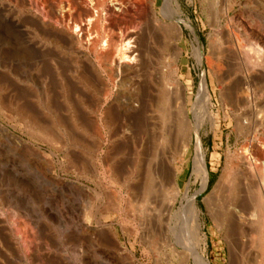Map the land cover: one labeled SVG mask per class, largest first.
<instances>
[{
	"label": "rangeland",
	"instance_id": "obj_1",
	"mask_svg": "<svg viewBox=\"0 0 264 264\" xmlns=\"http://www.w3.org/2000/svg\"><path fill=\"white\" fill-rule=\"evenodd\" d=\"M176 1L178 4H176L174 0H169V2L165 0L105 1L103 5L102 17L104 23L103 26L105 25L106 27H104L107 33H110V35L106 33L108 38L114 40L113 42L115 45L117 43V45H119L121 42H123L122 40L128 39L130 37H133L130 38V40H132V44H134L135 42L137 43V40H141V42H138V44L140 43L139 45L144 47L146 46L150 55L148 54L149 62L140 66H135V63H120L122 64V66L120 68L121 70L119 76L115 74L116 70L114 69L111 75H107L109 72H107L106 75L104 73V76L106 77H103L102 83L105 84H101L100 86L105 85V87L102 86V89V87L99 86V88L96 86L98 82H100L97 77H91L94 75L96 76V74H94L95 70L87 66V63L83 60V51H85L83 53L84 55L86 54V52H90L89 40H87L89 39V37L87 36V34L85 35V32H79L76 41L71 48L72 50L74 49L73 52L70 51V47L68 49L70 42L69 45L68 43L66 44V39H68L67 35H65L66 33L60 31L64 29L62 28L64 26L63 24V26L60 25V27L58 28L61 29H57L58 31L54 30V33H52L53 31H48L51 29L49 24L54 23L56 19H59L58 15L61 18L63 13L66 14V12L63 10L64 8L66 9L65 2H63L62 5L54 0H0V106L4 108L3 111L0 110V125L6 126L10 134L18 136L22 139L23 144H26H20V146L22 147L19 148H23L22 151H24L25 149V151L23 152L24 156H22V154L19 155L22 152L19 149V151L16 152L17 154L15 153L16 155L13 151L10 153L11 155H13L15 163L19 161L16 163V167L14 163V169L21 173H25L23 179H27H20V181H47L49 178L50 180L48 181H51L53 177H56L60 181H80L90 186L89 188L91 191V196H93V190L96 188V184H94L96 183L95 181H105V184L107 186V201L109 202H107L108 210L105 211V215L110 216L107 218V221L109 223L110 234H112L109 237L108 249L111 250L114 245L116 247L119 244L126 248H131L132 246H134L135 264H192L187 253L179 252L180 247L178 248L176 246H173L174 238L172 239V232L170 230L164 229V232L161 236L153 238L149 232L151 230V226L147 227L148 224H146L145 226V224L139 225L137 223L140 218L152 214L151 210H146L148 213L146 214L144 212L146 215L142 214V212H138L144 208L143 204L141 203L142 197L148 198L150 201H153L162 195V193H160L159 189L157 188L156 183L155 187L151 185L150 181L147 182L146 179V174L148 176L150 175L147 171L149 170V172H151L152 169V165L149 167V169L147 167V165L149 166V164H151V162L148 161V157H150L152 148H162L159 144L158 146L157 143L156 145H154L151 141L150 143H148V140L150 138L156 137L154 138V140L157 139L158 143H160V140L163 141L162 145L164 149H168L169 147L171 153L173 154V166L178 174L177 178L180 187L183 188L185 185H187L189 196L190 194L196 192V204L200 210L199 219L201 223V234L202 236L205 235L206 238V246L204 247L201 245L199 247H196V249L199 253L200 251L204 250V252L200 253L204 258L203 260L206 259L205 261L208 264H264V205H262L264 204V0ZM71 3L73 5H71L72 9L70 8V14L72 16L71 18H73L72 20H76L78 22L81 20V23H85L84 18L86 19L85 16L92 6L91 0H72ZM8 4H10V8ZM59 4L62 6H60ZM149 5L153 7L157 18H159L157 22H155L157 27L155 24L149 25L147 23V17L149 15V11H147L149 10V8L147 7ZM35 11L36 13H33ZM29 12L32 13L29 14ZM33 14H35V16ZM36 16L44 17L43 19L45 20V22L49 23L46 24L48 26L43 25L41 21L39 22L40 19H37ZM47 18H49V22L47 21ZM12 20L17 21L18 26L21 25V33L25 34V36L23 37L26 39H32L31 43L27 45H22V41L20 43L19 40L21 37L18 38L20 34L15 33V31H13L11 27ZM172 22H178L180 24L182 32L179 35L176 32L177 30L171 26ZM166 23L168 24V27L167 25L164 26ZM42 25L44 27H42ZM162 26H164L165 30ZM141 28L144 30H142ZM140 29L142 30L141 33L139 31ZM131 30L135 32L129 33L132 32ZM46 32H49V35ZM60 32L62 35L60 34ZM83 33L86 38L84 37V35H82ZM28 34L30 37L26 36ZM40 34H43L44 37L43 35L40 36ZM125 34L128 36V38ZM60 36L61 38L65 39L62 41V39H60ZM136 36H138V38ZM234 36L237 38V41L239 43V50H237V47L233 43ZM46 37L48 39L50 38L49 44L48 40H46ZM55 37H59V42ZM16 38H18V42ZM118 40L119 42H117ZM37 41H39L40 43ZM61 41L64 44H62ZM68 41L69 39L67 40V42ZM34 42H37L36 44H39L36 46ZM82 42L84 45L82 44ZM43 43L46 44V46ZM32 44L35 45L31 46ZM42 44L43 46H41ZM78 44L81 45L79 46ZM198 44L201 47L202 52V56L200 57V59L197 57L195 52L196 48H198ZM39 45L43 47V49L41 47H38ZM44 46L46 48L48 47L47 50L44 49ZM64 46H66V48ZM30 47L33 48L30 50ZM40 48L43 50V52ZM48 49L50 50V52ZM65 49L68 50L66 51ZM37 51H40L39 53L42 55L41 57ZM64 51L66 53L69 51V54H63L65 53ZM36 53L37 56L39 55V58L36 56ZM118 54L119 53H117V56L115 55L114 58L116 61L121 60V56L120 54ZM43 57L44 59L46 57V60H44ZM71 58H75V60ZM49 59L52 60L50 61ZM95 59V65H97L98 59ZM53 60H56V62H54ZM72 60H74L75 62H73ZM55 63L57 64V66ZM125 63H127L126 65L128 66H126ZM84 64L86 65L85 67H88V70L84 67ZM75 65L78 67L77 69ZM69 66H72L71 68L74 70H72L73 72L70 70L71 68ZM134 66L136 68H134ZM51 67L52 70H50ZM95 68L98 69L97 66ZM67 70L71 73H67ZM75 71H77L76 74L78 72L79 73L76 75ZM65 74L68 75L65 77ZM86 74L88 75L87 77ZM90 77L91 79H89ZM65 79L68 80V82H66ZM203 79L206 83V90L205 95L200 94L203 97L202 98L197 92ZM83 81H87V87L86 82L84 83ZM121 81L123 82L122 85L120 84ZM156 81L158 82L156 83ZM69 84L74 87H70ZM82 84H85L83 89L85 92L82 90ZM94 84L95 88H93ZM75 85L78 86L76 87ZM68 86L70 89H68ZM104 88L107 89L108 96H105V99L107 100H104V97L102 95L104 94L103 92L106 91V89L104 90ZM65 89H67L66 91L70 95L66 94L67 92L65 91ZM87 89L89 92L86 93ZM100 89L102 90V93ZM163 90L169 91L170 94L167 92L169 95H166L165 92L164 93L167 97H169L168 101H171H169V104L172 103L170 104L171 106L168 104L166 108H164L163 106L164 103L162 105L160 103L162 102V98H165L166 100V96L163 95L164 93L159 94L160 92H163ZM99 94L101 95L99 96ZM66 95L67 97H65ZM197 96H199V98ZM97 97L98 99H96ZM99 97L102 101L99 100ZM137 99L139 101H137ZM182 100L186 102V113L190 118H194L193 116L196 109L199 110L201 108L200 110H203L202 112L200 111L199 115V118H201L200 120H202V124L198 133L201 141V149L205 156L207 169L201 183L200 178L196 179L191 175L193 156L192 151L194 149L195 135H192V143L188 148H186L185 146V149L184 146H180L179 142L181 141V139H178L177 146H175L176 150H174L173 147L171 148V146H169L170 143H168L167 145V143L164 142L165 139L162 137V134L166 131V128L168 130V127L171 128L173 132V134L171 135L175 136L174 122L177 107L176 103H179L180 101L182 102ZM127 101H130L134 109H131L129 111L128 107L123 105ZM144 101H146L145 104ZM205 101H207L208 103ZM201 104H203V106ZM152 105L154 106V108ZM157 105L159 106V108ZM156 106L157 108L155 109ZM150 108L153 109V111ZM135 109L137 111H135ZM140 109L143 110V114H141ZM120 111L122 112V114ZM7 112L9 115L6 114ZM131 112L133 114H131ZM130 114L132 115V117L130 116ZM164 114H166V116ZM71 115L75 116L72 117ZM151 115H153L152 118H154L153 121H155V127H158V129H161L162 121L160 120H162V117L166 119V125L165 128L162 129L163 131H160V129L158 131V129H156L151 124ZM155 115H160L159 117L157 116V119H161L157 120L155 118ZM34 116L36 117L33 118ZM136 116H138L139 118ZM28 119L30 120V122L27 121ZM33 120H36V122H33ZM23 121H26L29 127L25 124V122L23 123ZM37 122L42 125L40 126ZM33 123H36V125H39L42 128L46 127L45 129L48 130V133L65 135L66 138H68L67 141L74 144L72 145L66 143L67 145L63 146L55 143L57 145L56 146L51 142H47L46 140L44 141L43 139L39 138L40 136L38 134L40 132H34L36 130V127ZM32 125L34 126L31 127ZM64 125L65 127H63ZM139 125H141V127ZM40 127L38 129L39 131L41 129ZM48 128H50V130ZM67 131H69V134H72L69 135ZM186 133V135H188V130L186 131ZM27 134L32 136L28 137ZM77 137L79 139V142ZM157 137L160 140H158ZM70 138H73L74 140H72L74 142H72ZM78 143L81 144L79 145ZM244 148H247V154L248 152L251 153L247 155V160L251 162L250 164L252 166H250V169L248 168L246 170H241L239 174L241 176L237 179V181H239V187L235 198L236 203L234 202L235 208L229 207L228 209L226 205L218 207L214 199H211V201L208 202V204L210 205H207V207L202 199H204L208 191L212 189L225 164H228L230 168L231 166L235 165L236 161H239L238 155L240 154V152H243ZM29 149L31 153H29ZM33 149H35V151ZM182 149L184 151H182ZM186 149L188 150V152H186ZM40 151L42 152L40 153ZM72 151L77 154V158ZM33 152L34 154H32ZM38 153H40L42 156L47 157L46 159L44 158L43 161H45L49 165L48 170L43 169L44 166L41 164V161L39 162V160H41L42 158L41 155H37ZM43 153L45 155H43ZM34 155L37 159L33 158L35 157ZM85 155H89L90 157L88 168L86 173H81L78 172L81 171L79 170V168L82 169L81 164L83 160L81 159V157L85 159ZM19 156L20 158L22 157V159H20ZM37 156H39L40 158ZM17 157L21 161H24L21 162L19 159L16 160ZM74 158L76 159L74 160ZM27 159L31 161L29 162ZM76 161H78L79 163ZM34 162H36L37 165ZM18 163H20L22 167ZM73 164L76 165L74 166ZM54 166H56V168ZM57 166H60L59 170ZM69 166L72 167L70 168ZM108 166L110 168L112 167L114 173H117L119 175L117 176L120 182L118 180L115 181L112 175L108 173ZM17 167L19 170L17 169ZM29 167L31 170H33L32 172L30 169H28ZM25 169L28 172L25 171ZM62 169L65 171H63ZM13 174L11 176L12 178H10L11 180H9L11 181V184H15L14 181H19L14 172ZM43 175H46V178H43ZM144 178L146 179V181ZM0 181H3V177H1V174ZM209 181H211V185L208 187ZM144 182L146 183L144 184ZM246 184L248 185L246 186ZM17 186L19 187L20 185L18 184ZM23 186H20V188H23ZM37 186L32 188L29 187V189L27 186H24V190L27 191V188L30 197L32 196L31 198L33 200L34 197L35 200L37 199L36 202L38 204L34 202L35 200H32V202L33 204H35V208L41 210L42 204L39 202H43V200L45 199L46 191L44 187L40 185ZM144 186H146L147 188L145 187V189L143 190L142 187ZM36 188L41 190H36L37 192H35ZM38 191L41 193H44L42 191H45V193L42 194V196ZM239 191L243 192L241 193ZM257 193L262 196L257 195ZM182 196H184V190L180 194V197ZM237 196L240 197L238 198ZM128 197L130 198V201L127 200L129 199ZM256 198L261 200L262 202H259L258 200L257 202ZM91 199H93V197H91ZM254 200L256 201V204ZM183 202L186 204L185 199ZM151 204L152 202L149 205ZM178 204L179 203L177 202V207L179 206ZM139 206L141 207L139 208ZM255 206L257 207L256 212L254 213ZM212 207L215 210L216 214H219L216 217L214 216V218L213 216H211L213 214L208 213L211 212ZM115 208L116 210H120L119 214L115 213ZM219 208L221 211H218ZM112 209L114 212L112 211ZM235 209H237V211ZM231 210L235 211L232 213ZM250 212L256 214L257 217L251 216L252 214ZM140 214H142V216H140ZM150 217H152V215ZM177 217L170 219V221L168 222L169 227L167 226L168 228H175L177 225H182L186 220L184 214H181L176 220ZM182 218L183 221L179 222L182 220ZM256 218H260L258 220V223L254 222V220L257 221ZM213 220L216 222H214ZM217 221H219L218 224L220 223V227L216 224ZM121 222H123V227L119 225V223ZM190 222H192L191 219L189 220V223ZM42 225L43 231H45L47 226H45L46 224L44 222L42 223ZM39 226V228H41L42 230V226ZM140 226H142L143 228H140ZM253 229L255 230L253 231ZM44 236L50 237V232L44 234ZM113 236L116 238L115 241L114 238H112ZM143 236H146V239L144 237V239L141 240V237ZM117 242H119V244ZM189 246L192 247V245ZM96 248L97 246H95V249ZM110 250H108L107 252V258L108 260H110V263L126 264L124 260H115L114 256L110 253Z\"/></svg>",
	"mask_w": 264,
	"mask_h": 264
},
{
	"label": "bare ground",
	"instance_id": "obj_2",
	"mask_svg": "<svg viewBox=\"0 0 264 264\" xmlns=\"http://www.w3.org/2000/svg\"><path fill=\"white\" fill-rule=\"evenodd\" d=\"M59 2L60 4L63 5V2L66 3V9L64 8L63 10L66 12L62 14L61 18L58 15L59 19H56L54 23H46L45 20L43 19L44 17H39L36 16L37 19H40L39 22L41 21V23L45 26H48L46 24H49V26L51 27L50 30H48L49 32L53 31L52 33H54L55 31H58L60 29H58L60 27V25H62L64 29L60 30L65 32L67 35V38L69 39V41L67 42L68 39H66V44L70 42V45L68 46V49L70 47V49L72 48L73 44L76 41L77 35L79 34V32H85V35L87 34V36L89 37V45H90V52L84 55L83 53L85 51H83L82 56H83V60L84 62L87 63V66L91 67V69L93 68L95 70L94 74H96V76H91L92 78H96L100 81L98 82V84L96 85L97 87H99L101 84H105L102 83L103 82V77L104 73L106 75L107 72H109L107 75H111L113 73V69L116 70V75H120V68L122 66V64L124 62L127 63H135V66H140L142 64H146L147 62H149V51L147 50L146 46H141L138 44V42H141V40H137L138 42L132 44V40H130V37L122 40L123 42H121L119 45H115L114 44V40H112L111 38H108L107 34L110 35V33H107L105 27L103 26V5L105 3L106 0H91V10L89 9L87 15L85 16L86 19L84 18L85 23H81L80 21H76V20H72L73 18H71V14H70V8L72 9V0H54ZM87 1V0H86ZM117 1V0H116ZM167 2H169V0H165ZM177 3L176 0H174ZM38 2V1H37ZM143 2V1H142ZM146 2V1H145ZM148 2V1H147ZM64 3V4H65ZM165 3V2H164ZM28 4V3H27ZM48 4V3H47ZM59 4V5H60ZM143 4V3H142ZM150 4V3H149ZM29 5V4H28ZM35 5V4H34ZM60 5V6H62ZM72 5V6H71ZM81 5V4H80ZM89 5V4H87ZM86 5V7H87ZM147 5V4H145ZM9 8H10V4H8ZM41 6V5H40ZM169 6V5H168ZM174 6V5H173ZM179 6V5H178ZM7 7V6H6ZM147 7V6H146ZM170 7V6H169ZM36 8V7H35ZM80 8V7H79ZM147 8H149V15L147 17V23L150 24H155V22H157V20L159 18H157L153 7L151 5H149ZM171 8V7H170ZM1 9V8H0ZM54 9V8H53ZM61 9V8H60ZM88 9V8H87ZM17 10V9H16ZM62 10V11H63ZM61 11V12H62ZM168 11V10H167ZM173 12V11H172ZM32 12H29V14ZM33 13H36L33 12ZM75 13V12H74ZM83 13V12H82ZM147 13V12H146ZM147 13V14H148ZM177 13V12H176ZM44 14V13H43ZM46 14V13H45ZM86 14V13H85ZM146 14V15H147ZM174 14V13H173ZM7 15V14H6ZM35 16V14H33ZM179 15V14H178ZM32 16V15H31ZM48 16V15H47ZM75 16V14H74ZM172 16V15H171ZM5 17V16H4ZM30 17V16H29ZM51 17V16H49ZM54 17V16H53ZM56 17V18H58ZM173 17V16H172ZM169 18V17H168ZM48 22H49V18H47ZM55 19V18H52ZM76 19V18H75ZM36 20V19H35ZM179 20V19H178ZM11 21V20H10ZM15 21V20H14ZM12 20L11 22V27L13 29V31H15V33H19L20 36H16L18 38H20V43L22 41V45H27L29 43H31L32 39H26L23 36H25V34H22L20 26H18L17 21L14 22ZM31 21V20H30ZM54 21V20H53ZM65 21V23H64ZM139 21V20H138ZM168 21V20H167ZM170 21V20H169ZM173 21V19H172ZM175 21V20H174ZM183 21V20H181ZM78 22V23H77ZM142 22V21H141ZM146 23V22H145ZM146 23V24H147ZM170 23V22H169ZM160 24V23H159ZM188 24V23H187ZM42 25V27H44ZM156 25V24H155ZM168 27V24L166 23L164 26ZM185 25V24H184ZM164 26H162L164 28ZM170 26V25H169ZM171 26L174 27V29H176L177 34L179 35L182 32V28L180 26V24L178 22H172ZM41 27V26H39ZM38 27V28H39ZM49 27V28H50ZM108 27V26H107ZM151 27V26H150ZM157 27V25H156ZM161 27V28H162ZM48 28V27H47ZM136 28V27H135ZM134 28V29H135ZM144 28V27H143ZM44 29V28H43ZM42 29V30H43ZM58 29V30H57ZM142 29V28H141ZM139 30L140 33L142 30ZM153 29V28H152ZM173 29V28H172ZM109 30V29H108ZM129 30V29H128ZM138 30V29H137ZM136 30V31H137ZM159 30V29H158ZM163 30V29H162ZM165 30V28H164ZM46 31V30H45ZM114 31V30H112ZM110 31V32H112ZM132 31V30H131ZM39 32V31H38ZM49 32H46L47 34ZM62 32V33H63ZM77 32V33H76ZM109 32V31H108ZM135 31L129 32V33H133ZM144 32V31H143ZM167 32V31H166ZM44 33V32H43ZM51 33V34H52ZM59 33V32H58ZM107 33V34H106ZM124 33V32H123ZM122 33V34H123ZM164 33V32H163ZM170 33V32H169ZM22 34V35H21ZM61 34V32H60ZM114 34V32H113ZM136 34V33H135ZM134 34V35H135ZM139 34V33H137ZM143 34V33H142ZM18 35V34H17ZM43 34H40V36H42ZM49 35V34H48ZM62 35V34H61ZM76 35V36H75ZM84 35V33L82 34ZM84 35V37L86 38V36ZM132 35V34H129ZM164 35V34H163ZM170 35V34H169ZM26 36H29L26 35ZM36 36V35H35ZM51 36V35H50ZM57 36V35H55ZM114 36V35H111ZM122 36V35H121ZM166 36V35H165ZM30 37V36H29ZM44 37V35H43ZM42 37V38H43ZM65 37V36H64ZM110 37V36H109ZM138 38V36H136ZM135 37V38H136ZM162 37V36H161ZM167 37V36H166ZM179 37V36H178ZM18 38L17 42H18ZM47 38V37H46ZM56 38V37H55ZM84 38V39H85ZM120 38V37H118ZM123 38V37H122ZM140 38V37H139ZM232 38V37H231ZM233 43L235 44V46L237 47V50H239V43L237 41V38L234 36L233 37ZM15 39V40H16ZM41 39V38H40ZM50 39V38H49ZM48 38L46 40H48V44H49V40ZM54 39V38H53ZM59 37L56 38V40H58ZM62 41L65 39L61 38ZM83 39V40H84ZM154 39V38H153ZM45 40V38H44ZM121 40V39H120ZM61 41V42H62ZM81 41V38H80ZM79 41V43H80ZM39 42V41H37ZM36 42V43H37ZM52 42V40H51ZM55 42V41H54ZM59 42V40H58ZM60 42V43H61ZM119 42V40L117 41ZM143 42V41H142ZM232 42V40H231ZM19 43V44H20ZM35 43V42H34ZM35 43V44H36ZM40 43V42H39ZM38 43V44H39ZM45 43V42H44ZM43 43V44H44ZM147 43V42H146ZM32 44L31 46L35 45ZM36 44V46L38 45ZM43 44L41 46H43ZM62 44H64L62 42ZM61 44V45H62ZM83 44V42H82ZM150 44V43H149ZM160 44V43H159ZM233 44V45H234ZM18 45V44H17ZM21 45V44H20ZM21 45V46H22ZM46 46V44H44ZM56 45V44H55ZM79 45V44H78ZM81 45V44H80ZM79 45V46H80ZM84 45V44H83ZM35 46V47H36ZM40 45L38 47H41ZM44 46V49L47 50V48ZM51 46V45H49ZM153 46V45H152ZM29 47V46H27ZM66 48V46H64ZM87 47V46H86ZM233 47V46H232ZM20 48V47H19ZM33 48V47H32ZM30 47V50L32 49ZM43 49V47H41ZM40 48V49H41ZM53 48V46H52ZM81 48V47H80ZM84 48V47H83ZM164 48V46H163ZM26 49V48H25ZM29 49V48H27ZM41 49V50H42ZM50 49V48H49ZM48 49V50H49ZM57 49V48H55ZM68 49H65L66 51ZM89 49V48H88ZM15 50V49H14ZM54 50V49H53ZM63 50V49H61ZM80 50V49H79ZM87 50V49H85ZM235 50V49H234ZM243 50V49H242ZM12 51V50H11ZM36 51V50H35ZM74 52V49L70 50ZM14 52V51H13ZM24 52V51H23ZM38 52V51H37ZM40 52V51H39ZM38 52V53H39ZM43 52V50H42ZM45 52V51H44ZM48 52V51H46ZM50 52V50H49ZM61 52V51H59ZM65 52V51H64ZM69 52V51H68ZM67 52V53H68ZM197 57L200 59V57L202 56V52H201V47L198 44V48H196L195 50ZM55 53V52H54ZM58 53V52H57ZM66 52L63 54H67ZM119 53L121 56V60L120 61H116L115 55ZM252 53V52H251ZM33 54V52H32ZM40 54V53H39ZM45 54V53H44ZM43 54V55H44ZM51 54V53H48ZM56 54V53H55ZM59 54V53H58ZM62 54V53H61ZM69 54V53H68ZM118 54V55H119ZM149 54V55H148ZM173 54V53H172ZM24 55V54H23ZM37 56V53H36ZM39 56V55H38ZM37 56V57H38ZM42 55L40 54V57ZM50 56V55H47ZM52 56V55H51ZM56 56V55H55ZM70 56V55H69ZM68 56V57H69ZM72 56V54H71ZM117 56V55H116ZM119 56V57H120ZM243 56V55H242ZM79 57V56H78ZM196 57V58H197ZM244 57V56H243ZM15 58V56H14ZM25 58V57H24ZM29 58V57H28ZM39 58V57H38ZM48 58V57H47ZM50 58V57H49ZM61 58V57H60ZM98 59V64L95 65L96 63V59ZM173 58V57H172ZM219 58V57H218ZM42 59V58H41ZM44 59V57H43ZM54 59V58H53ZM59 59V58H58ZM57 59V60H58ZM65 59V58H64ZM74 59L75 58H71ZM79 59V58H78ZM82 59V57H81ZM119 59V58H118ZM117 59V60H118ZM198 59V60H199ZM32 60V59H31ZM46 60V57L45 59ZM50 60V59H49ZM52 60V59H51ZM50 60V61H51ZM62 60V59H60ZM66 60V59H65ZM74 60H72L73 62H75ZM82 60V61H83ZM54 62H56V60H53ZM81 61V60H80ZM42 62V61H41ZM60 62V61H59ZM58 62V63H59ZM123 62V63H122ZM172 62V61H171ZM249 62V61H248ZM36 63V62H35ZM79 63V62H78ZM122 63V64H120ZM125 63V65L127 64ZM250 63V62H249ZM256 63V62H255ZM46 64V63H44ZM50 64V62H49ZM56 64V63H55ZM54 64V65H55ZM71 64V63H70ZM25 65V64H24ZM34 65V64H33ZM63 65V63H62ZM72 65V64H71ZM124 65V66H125ZM164 65V64H163ZM44 66V65H43ZM52 66V65H51ZM57 66V64H56ZM76 66V65H75ZM86 65L84 64V67ZM98 67V69H96L95 67ZM128 66V65H126ZM134 66V68H136ZM149 66V63H148ZM168 66V65H167ZM63 67V66H62ZM70 67V66H69ZM72 67V66H71ZM70 67V68H71ZM78 67L76 66V69ZM88 70V67H85ZM124 68V67H122ZM156 68V67H155ZM75 69V70H76ZM215 69V68H214ZM23 70V69H22ZM47 70V69H46ZM49 70V69H48ZM50 70H52V67L50 68ZM57 70V68H56ZM69 70V69H68ZM67 70V71H68ZM71 71L73 70L72 68L70 69ZM92 70V71H94ZM128 70V69H127ZM138 70V69H137ZM155 70V69H154ZM66 71V72H67ZM74 71V70H73ZM72 71V72H73ZM81 71V70H79ZM133 71V69H132ZM142 71V70H141ZM156 71V70H155ZM170 71V70H168ZM40 72V71H39ZM62 72V71H61ZM77 71H75L76 74ZM83 72V71H82ZM91 72V71H90ZM145 72V71H144ZM213 72V71H212ZM67 73H71V72H67ZM79 73V72H78ZM77 73V74H78ZM93 73V72H92ZM74 74V73H72ZM76 74V75H77ZM81 74V73H80ZM155 74V73H154ZM254 74V73H253ZM59 75V74H58ZM68 75V74H67ZM65 74V77L67 76ZM90 75V73H89ZM92 75V74H91ZM114 75V76H116ZM60 76V75H59ZM79 76V75H78ZM88 75L86 74V77ZM122 76V75H121ZM137 76V75H136ZM163 76V75H161ZM56 77V76H55ZM63 77V76H62ZM80 77V76H79ZM91 77L89 79H91ZM138 77V76H137ZM69 78V76H68ZM75 78V77H74ZM83 78V77H82ZM112 78V77H111ZM114 78V77H113ZM119 78V77H118ZM51 79V78H49ZM86 79V78H85ZM120 79V78H119ZM127 79V78H126ZM145 79V78H144ZM43 80V79H42ZM66 80V79H65ZM74 80V79H73ZM77 80V78H76ZM84 80V79H82ZM106 80V79H105ZM110 80V77H109ZM160 80V79H159ZM75 81V80H74ZM72 81V82H74ZM116 81V80H115ZM114 81V82H115ZM119 81V80H118ZM168 81V80H166ZM66 82H68V80H66ZM84 82V81H83ZM86 82V87H87V81ZM84 82V83H85ZM91 82V81H89ZM96 82V81H95ZM96 82V83H97ZM132 82V81H131ZM158 81H156L157 83ZM164 82V81H163ZM78 83V81H77ZM155 83V82H154ZM76 84V82H75ZM89 84V83H88ZM108 84V83H107ZM106 84V85H107ZM116 84V83H115ZM121 85L123 84V82L121 81L120 83ZM70 87L72 86L71 84H69ZM82 90L84 89V85L82 84ZM113 85V84H112ZM137 85V84H136ZM170 85V84H169ZM67 86V85H66ZM64 86V87H66ZM76 86V85H75ZM78 86V85H77ZM76 86V87H77ZM103 86V85H102ZM100 86V87H102ZM110 86V85H109ZM134 86V85H133ZM142 86V85H141ZM166 86V84H165ZM74 87V86H72ZM91 87V86H90ZM88 87V88H90ZM99 87V88H100ZM105 87V85L103 86ZM102 87V89H103ZM108 87V86H107ZM120 87V86H119ZM138 87V86H137ZM81 88V87H80ZM95 88V84L94 87ZM158 88V87H157ZM161 88V87H160ZM167 88V87H166ZM180 88V87H179ZM178 88V89H179ZM68 89L69 86H68ZM98 89V88H97ZM95 89V90H97ZM106 88H104L105 90ZM118 89V88H117ZM67 89H65L66 91ZM72 90V88H71ZM91 90V89H90ZM101 90V89H100ZM110 90V89H109ZM108 90V91H109ZM182 90V89H181ZM205 90H206V83L204 81V79L201 81L199 89H198V94L200 95H205ZM70 91V90H68ZM77 91V90H76ZM84 91V90H83ZM82 91V92H83ZM142 91V90H141ZM140 91V92H141ZM177 91V90H176ZM67 92V91H66ZM64 92V93H66ZM75 92V91H74ZM85 92V91H84ZM89 92L88 89L86 91V93ZM95 92V91H94ZM98 92V91H97ZM118 92V91H117ZM138 92V91H137ZM166 93V95L169 93L168 90H163V92L161 93ZM168 92V93H167ZM178 92V91H177ZM207 92V91H206ZM78 93V92H76ZM102 93V90H101ZM104 94V100L105 96L107 95V89L105 92H103ZM109 93V92H108ZM165 93L163 95H165ZM31 94V93H30ZM66 94H69L68 92ZM83 94V93H82ZM112 94V93H110ZM155 94V93H154ZM170 94V93H169ZM168 94V95H169ZM47 95V94H46ZM70 95V94H69ZM74 95V94H73ZM77 95V94H76ZM84 95V94H83ZM101 94H99L100 96ZM162 95V96H163ZM165 95V96H166ZM173 95V93H172ZM182 95V94H181ZM180 95V96H181ZM200 95V96H201ZM64 96V95H62ZM108 96V95H107ZM160 96V97H162ZM231 96V95H230ZM45 97V95H44ZM57 97V96H56ZM67 97V95L65 96ZM64 97V98H65ZM74 97V96H73ZM102 97V96H101ZM110 97V96H109ZM115 97V96H114ZM142 97V96H141ZM144 97V96H143ZM199 98V96H197ZM202 97V96H201ZM246 97V95H245ZM50 98V97H49ZM81 98V97H80ZM79 98V99H80ZM100 98V97H99ZM107 98V97H106ZM137 98V97H136ZM154 98V97H153ZM168 98L166 96V100L165 98H162L160 102L161 105L163 104L164 108H166L169 104ZM178 98V97H177ZM180 98V97H179ZM203 98V97H202ZM20 99V98H19ZM95 99V98H94ZM98 99V97L96 98ZM112 99V98H111ZM130 99V98H129ZM134 99V98H133ZM174 99V98H173ZM247 99V98H246ZM66 100V99H65ZM75 100V98H74ZM81 100V99H80ZM79 100V102H80ZM101 100V98L99 99ZM98 100V102H99ZM103 100V101H104ZM155 100V99H154ZM165 100V101H164ZM179 100V99H178ZM185 100V99H184ZM201 100V99H200ZM208 100V99H207ZM51 101V100H50ZM102 101V100H101ZM112 101V100H110ZM120 101V100H119ZM118 101V102H119ZM137 101H139L137 99ZM141 101V100H140ZM198 101V100H197ZM246 101V100H244ZM47 102V101H46ZM78 102V101H77ZM105 102V101H104ZM133 102V101H132ZM146 101H144L145 104ZM171 102V101H170ZM181 102V101H180ZM176 103L177 107H176V116H175V122H174V126H175V136H172L171 134H173L171 128L168 127V130L166 128V131L162 134V137L165 139V143H170L169 146H171V148L173 147L174 150L175 146H177V140L181 139L180 146H185L186 148H188L190 146V144L192 143V135H195V142H194V149H193V156H192V173L191 175L198 179L200 178V183L202 182V178L206 172L207 169V164H206V160H205V156L204 153L201 149V141H200V137H199V129L201 126V118H199L200 115V109L199 110H195V114H194V118H190L187 115V111H186V102H184L182 100L181 103ZM199 102V101H198ZM201 102V101H200ZM207 102V101H205ZM112 103V102H111ZM114 103V102H113ZM153 103V102H152ZM208 103V102H207ZM98 104V103H97ZM103 104V103H102ZM120 104V103H119ZM140 104V103H139ZM156 104V101H155ZM172 104V103H170ZM169 104V105H170ZM199 104V103H198ZM1 105V104H0ZM3 105V104H2ZM6 105V104H5ZM99 105V104H98ZM101 105V104H100ZM124 106H127L129 111L131 109H134V107L131 105L130 101H127L123 104ZM138 105V104H137ZM150 105V104H149ZM166 105V106H165ZM203 106V104H201ZM8 106V105H7ZM6 106V107H7ZM68 106V105H67ZM108 106V105H107ZM122 106V105H121ZM120 106V108H121ZM142 106V105H140ZM153 106V105H152ZM158 106V105H157ZM157 106L155 107V109L157 108ZM171 106V105H170ZM5 107V106H4ZM51 107V106H50ZM62 107V106H61ZM97 107V106H96ZM99 107V106H98ZM110 107V106H109ZM199 107V106H198ZM16 108V107H15ZM31 108V107H30ZM119 108V107H118ZM137 108V107H136ZM154 108V106H153ZM159 108V106H158ZM175 108V107H174ZM8 109V108H7ZM6 109V110H7ZM151 109V108H150ZM203 109V108H202ZM0 110H4V108L2 106H0ZM76 110V109H75ZM86 110V108H85ZM99 110V109H98ZM104 110V108H103ZM122 110V109H121ZM141 110V109H140ZM153 111V109H151ZM158 110V109H157ZM163 110V109H162ZM1 111V112H2ZM13 111V110H12ZM135 111H137L135 109ZM139 111V110H138ZM143 110H141V114ZM145 111V110H144ZM160 111V109H159ZM203 111V110H202ZM201 111V112H202ZM21 112V111H20ZM88 112V111H86ZM98 112V111H97ZM100 112V111H99ZM121 112V111H120ZM140 112V111H139ZM138 112V113H139ZM163 112V111H161ZM130 113V112H129ZM146 113V112H144ZM155 113V112H154ZM159 113V112H158ZM166 113V112H165ZM206 113V112H205ZM203 113V114H205ZM5 114V113H3ZM8 114V112L6 113ZM122 114V112H121ZM131 114H133L131 112ZM130 114V116L132 117V115ZM9 115V114H8ZM88 115V114H87ZM90 115V113H89ZM163 115V114H162ZM161 115V117H162ZM166 116V114H164ZM169 115V114H168ZM5 116V115H4ZM28 116V115H27ZM31 116V115H30ZM72 116V115H71ZM75 116V115H74ZM72 116V117H74ZM85 116V115H84ZM93 116V115H92ZM125 116V114H124ZM139 116V115H138ZM136 116V117H138ZM141 116V115H140ZM153 115H151L150 120L152 121V125L155 127V121H153L154 118H152ZM158 116V115H157ZM157 116L155 115V118L157 119ZM160 116V115H159ZM158 116V117H159ZM209 116V115H208ZM36 116H34L33 118H35ZM50 117V116H49ZM103 117V116H102ZM107 117V116H106ZM134 117V116H133ZM202 117V116H201ZM207 117V116H206ZM29 118V117H28ZM97 118V117H96ZM139 118V117H138ZM162 117V121L161 122V129L160 131H163L162 129L165 128V121L166 119ZM7 119V118H6ZM30 119V118H29ZM27 120L30 122V120ZM70 119V118H69ZM76 119V118H75ZM147 119V118H146ZM161 118H158L157 120H159ZM174 119V118H172ZM141 120V119H140ZM206 120V119H205ZM38 121V119H37ZM55 121V120H54ZM60 121V120H59ZM144 121V120H143ZM260 121V120H259ZM9 122V121H8ZM25 122V124L27 125L26 121H23V123ZM32 122V120H31ZM33 122H36V120H33ZM43 122V121H42ZM113 122V121H112ZM140 122V121H139ZM38 123V122H37ZM157 123V122H156ZM239 123V122H237ZM31 124V123H30ZM34 124V123H33ZM39 124V123H38ZM60 124V123H59ZM88 124V123H87ZM158 124V123H157ZM170 124V123H169ZM254 124V123H253ZM36 127V130L34 131L35 133L40 132L38 135L40 136L39 138L43 139L44 141L46 140L47 142H51L54 145H56L55 143H58V145H67L66 143L72 144L71 142H68L65 135L62 134H54V133H48L45 128L40 127L39 125H36V123L34 124ZM34 125H32L31 127H33ZM63 125V123H62ZM61 125V126H62ZM151 125V126H152ZM25 126V125H24ZM28 126V125H27ZM38 126V127H37ZM55 126V125H54ZM53 126V127H54ZM141 127V125H139ZM150 126V128H151ZM169 126V125H168ZM243 126V125H242ZM26 127V126H25ZM24 127V128H25ZM29 127V126H28ZM30 127V128H31ZM39 127L41 128L40 131L38 130ZM44 127V126H43ZM60 127V126H58ZM65 127V125L63 126ZM62 127V128H63ZM160 127V126H159ZM167 127V126H166ZM23 128V127H22ZM108 128V127H107ZM156 128V127H155ZM8 128L4 125H0V174L1 177H3V181H0V264H112L110 263V260H108V256H107V252L109 247H108V241H109V237L112 235L110 234V230H109V223L107 221V218L110 216H106L105 215V211L108 210V201H107V186L105 184V181H95L96 183V188L93 190L94 194L92 193L93 196H91L90 194V186H88L87 184H84L80 181H60L58 180L56 177H53L50 180V178L47 181H34V180H29V181H20V179L22 180L25 173H21L19 171H16L14 168L16 167V163L19 162L17 161L16 163L14 162V157L13 155H11L10 153L13 151L14 154L16 152H18L19 150L22 151V149H19L20 144L22 145H26L23 144V141L21 138H19L18 136H15L13 134H10L7 130ZM28 129V128H27ZM32 129V128H31ZM50 130V128H48ZM52 129V127H51ZM142 129V128H141ZM158 129V127L156 128ZM158 129V131H159ZM60 130V129H59ZM66 130V129H65ZM148 130V129H147ZM153 130V129H152ZM188 130V135H186V131ZM26 131V130H25ZM119 131V130H118ZM142 131V130H141ZM146 131V130H145ZM155 131V130H154ZM30 132V131H29ZM28 132V133H29ZM32 132V130H31ZM33 132V133H34ZM52 132V131H51ZM152 132V131H151ZM2 133V134H1ZM62 133V132H61ZM67 133L69 134V131H67ZM144 133V132H143ZM255 133V132H254ZM65 134V133H64ZM72 134V133H70ZM69 134V135H70ZM150 134V131H149ZM159 134V133H158ZM161 134V133H160ZM28 135V134H27ZM35 135V134H34ZM37 135V134H36ZM148 135V134H147ZM253 135V134H252ZM32 136V135H28ZM72 136V135H71ZM70 136V137H71ZM145 136V135H144ZM160 136V135H159ZM185 136H186V140H185ZM24 137V136H23ZM38 137V136H36ZM35 137V139H36ZM76 138V137H75ZM154 138L156 137H152L148 140V143H150V141L156 145L159 144L162 148L158 149L156 147L152 148L151 152H150V157L149 158V162H151V164H149V166L147 165L148 169L149 167L152 165V169L151 172H149V170L147 171L148 174H150L149 176L146 174V179L147 182L150 181L151 185L156 186L159 189L160 193H162V195L160 197H158L157 199L150 201L148 198L142 197L141 203L143 204L144 208L140 211H138L139 213L142 212V214H148L147 211L151 210L152 214L146 215L143 218H140L139 221L137 222L139 225H144L146 226V224H148L147 227L151 226V230L148 231L150 232V234L152 235V237H158L161 236L162 233L164 232V229L170 230L172 232V239H173V246L175 247H180V251L179 252H185L188 254L189 259L191 260L192 264H208L205 260H203L204 258L202 257V255L200 254L203 251H200V253L197 251L196 247L199 246H206V238L205 235L202 236L201 234V223H200V219H199V215H200V210L196 204V192L193 194H190V196L188 195V186L185 185L183 188L180 187V184L178 182V174L173 166L174 162H173V154L170 151V148L168 147V149H164L163 147V141H161L158 137V140H160L158 143L157 139L154 140ZM25 139V138H24ZM71 139V138H70ZM69 139V140H70ZM73 139V138H72ZM71 139V140H72ZM78 139V137H77ZM29 140V139H28ZM40 140V139H38ZM41 140V141H43ZM74 140V139H73ZM72 140V142H74ZM184 140V141H183ZM76 141V140H75ZM79 142V139H78ZM146 143V142H145ZM48 144V143H47ZM74 144V143H73ZM72 144V145H73ZM79 144V143H78ZM81 144V143H80ZM79 144V145H80ZM264 144V143H263ZM32 145V144H31ZM39 145V144H38ZM158 145V146H159ZM179 145V144H178ZM28 146V145H27ZM33 146V145H32ZM57 146V145H56ZM71 146V145H70ZM75 146V145H74ZM83 146V145H82ZM81 146V147H82ZM31 147V146H29ZM39 147V146H38ZM53 148V147H52ZM68 148V147H67ZM80 148V147H79ZM254 148V147H253ZM19 149V150H18ZM60 149V148H59ZM73 149V148H72ZM96 149V148H95ZM27 150V148H26ZM32 150V148H31ZM35 151V149H33ZM64 150V149H63ZM86 150V149H85ZM25 151V149H24ZM22 151L19 155L22 154ZM29 153L30 149L28 150ZM56 151V150H55ZM58 151V150H57ZM62 151V150H60ZM69 151V150H68ZM67 151V152H68ZM71 151V150H70ZM182 151H184L182 149ZM247 148H244L243 152H240V154L238 155L239 161H236V164L231 166V168L228 166V164H225V166L222 168L221 173L219 175V177L217 178L215 184L213 185L212 189L210 191H208V193L206 194V196L204 197V199H202L206 206L210 205L208 204L209 201H211V199H214V201L216 202V205L219 207H222L223 205H226V207L229 209V207L231 208H235V198L237 195V191H238V187H239V181H237L238 178H240L241 175L240 172L241 170H246V169H250V166H252L247 158L250 152H248L247 154ZM42 151H40L41 153ZM74 152V151H72ZM147 152V151H145ZM144 152V153H145ZM186 152H188V150L186 149ZM228 152V151H227ZM232 152V151H231ZM40 153H38L37 155H41ZM57 153V152H56ZM149 153V152H148ZM174 153V152H173ZM17 154V153H16ZM15 154V155H16ZM28 154V153H26ZM34 154V152L32 153ZM73 154V153H72ZM71 154V156H72ZM171 154V155H170ZM251 154V153H250ZM36 155V154H35ZM34 155V156H35ZM43 155H45L43 153ZM52 155V154H51ZM54 155V154H53ZM63 155V154H62ZM67 155V154H66ZM74 155L76 156L77 154L74 152ZM73 155V156H74ZM257 156V155H256ZM30 157V156H28ZM39 157V156H37ZM69 157V156H68ZM20 158V156H19ZM17 157L16 160L19 159ZM24 158V157H23ZM33 158H36L33 157ZM40 158V157H39ZM41 160H39V162L41 161V164L44 166L43 169L48 170V164L43 161L44 158L46 159L47 157L42 156L41 155ZM49 158V157H48ZM73 158V157H72ZM77 158V156H76ZM74 158V160L76 159ZM89 155H85V159H83L81 157V159L83 160L81 166L82 169L79 168L78 172H85L87 171L88 168V162H89ZM177 158V157H176ZM257 158V157H256ZM22 159V157L20 158ZM19 159V160H20ZM26 159V157H25ZM37 159V158H36ZM57 159V158H56ZM79 159V158H78ZM77 159V160H78ZM142 159V158H141ZM258 159V158H257ZM256 159V160H257ZM29 161V159H27ZM26 160V161H27ZM33 160V159H32ZM35 160V159H34ZM68 160V159H67ZM72 160V159H71ZM237 160V159H236ZM264 160V159H263ZM21 161V160H20ZM24 161V160H23ZM21 161V162H23ZM31 161V160H30ZM29 161V162H30ZM48 161V160H46ZM57 161V160H55ZM73 161V160H72ZM71 161V163H72ZM147 161V162H148ZM38 162V164H39ZM74 162V161H73ZM78 162V161H76ZM14 163H15V167H14ZM27 163V162H26ZM24 163V164H26ZM36 164V162H34ZM57 163V162H56ZM60 163V162H59ZM79 163V162H78ZM227 163V162H226ZM256 163V162H255ZM20 164V163H18ZM40 164V165H41ZM61 164V163H60ZM59 164V165H60ZM69 164H70V160H69ZM30 165V163H29ZM37 165V164H36ZM51 165V164H50ZM55 165V164H54ZM58 165V164H57ZM63 165V164H62ZM74 165V164H73ZM76 165V164H75ZM74 165V166H75ZM255 165V164H254ZM258 165V164H257ZM18 166V165H17ZM21 166V164H20ZM27 166V165H26ZM73 166V167H74ZM80 166V167H81ZM97 166V165H96ZM260 166V165H259ZM264 166V164H263ZM22 167V166H21ZM52 167V166H51ZM56 168V166H54ZM58 167V166H57ZM60 167V166H59ZM58 167V170H59ZM70 167V166H69ZM72 167V166H71ZM70 167V168H71ZM77 167V166H76ZM93 167V166H92ZM105 167V166H104ZM33 168V167H32ZM62 168V167H61ZM60 168V169H61ZM65 168V167H64ZM75 168V167H74ZM98 168V167H97ZM115 168V167H114ZM18 169V167H17ZM23 169V168H22ZM21 169V170H22ZM30 169V167L28 168ZM40 169V168H39ZM38 169V170H39ZM42 169V168H41ZM42 169V170H43ZM77 169V168H76ZM92 169V168H91ZM96 169V168H95ZM19 170V169H18ZM20 170V171H21ZM31 170V169H30ZM41 170V171H42ZM63 170V169H62ZM67 170H68V166H67ZM66 170V171H67ZM256 170V168H255ZM260 170V169H259ZM258 170V171H259ZM23 171V170H22ZM25 171H27L25 169ZM24 171V172H25ZM33 170H31L32 172ZM65 171V170H63ZM250 171V170H249ZM257 171V172H258ZM13 172L15 173V175L17 176V178L19 179V181H14L15 184H11V180L10 178H12V174ZM28 172V171H27ZM37 172V171H36ZM44 172V171H43ZM49 172V171H48ZM94 172V171H93ZM92 172V173H93ZM244 172V171H243ZM52 173V172H51ZM56 173V171H55ZM62 173V172H61ZM108 173L110 175H112L113 179L115 181L118 180V174L114 173V171L112 170V167L110 168L108 166ZM80 174V173H79ZM121 174V172H120ZM14 175V174H13ZM31 175V174H30ZM49 175V174H48ZM56 175V174H55ZM83 175V174H81ZM118 175V176H117ZM46 176V175H45ZM43 175V178H46ZM58 176V175H57ZM254 176V174H253ZM14 177V176H13ZM30 177V176H28ZM76 177V176H75ZM264 177V176H263ZM42 178V177H41ZM120 178V177H119ZM149 178V180H148ZM27 179V178H25ZM23 179V180H25ZM35 179V178H34ZM145 179V178H144ZM145 179V181H146ZM195 179V180H196ZM242 179V178H241ZM263 179V178H262ZM93 180V179H92ZM123 180V179H122ZM240 180V179H239ZM245 180V179H244ZM253 180V179H252ZM119 181V180H118ZM254 181V180H253ZM263 181V180H262ZM93 182V181H92ZM120 182V181H119ZM123 182V181H122ZM146 182H144L145 184ZM246 183V182H245ZM257 183V182H256ZM262 183V182H261ZM20 186H27L28 189L29 187H35L37 185H40L42 187H44L45 191H46V196L45 199L43 200V202H39L42 204L41 210L35 208V204H33L32 202V196L30 197L28 189L26 188L27 191H25L24 186L23 188L20 186L18 187L17 185ZM108 184V183H107ZM123 184V183H122ZM121 184V186H122ZM149 184V183H148ZM197 184V183H196ZM244 184V183H243ZM263 184V183H262ZM114 185V184H113ZM248 184H246L247 186ZM258 185V184H257ZM39 186V187H40ZM132 186V185H130ZM134 186V185H133ZM147 186V185H146ZM142 187V189L144 190L145 187ZM155 186V187H156ZM199 186V185H198ZM245 186V187H246ZM38 187V186H37ZM241 187V185H240ZM254 187V186H252ZM264 187V186H263ZM147 188V187H146ZM34 189V188H33ZM134 189V188H133ZM242 189V188H241ZM252 189V188H251ZM36 190H39L38 188L35 189V192H37ZM41 190V189H40ZM39 190V191H40ZM43 190V189H42ZM92 190V189H91ZM154 190V189H153ZM184 190V196L180 197L181 192H183ZM250 190V188H249ZM258 190V189H257ZM38 191V192H39ZM45 191H42L45 193ZM120 191V190H119ZM118 191V192H119ZM147 191V190H146ZM259 191V190H258ZM28 192V193H27ZM32 192V191H31ZM30 192V193H31ZM34 192V191H33ZM148 192V191H147ZM158 192V191H157ZM241 192V191H239ZM243 192V191H242ZM241 192V193H242ZM41 193V192H39ZM41 193L40 195L44 194ZM127 193V192H126ZM247 193V192H245ZM33 194V193H32ZM37 194V193H36ZM136 194V193H135ZM150 194V193H149ZM261 194V191H260ZM257 193V195H260ZM39 195V194H38ZM114 195V194H113ZM138 195V194H137ZM146 195V194H145ZM249 195V194H248ZM37 196V195H36ZM43 196V195H42ZM247 196V195H246ZM262 196V195H260ZM34 197V195H33ZM91 197H93V199H91ZM238 197V196H237ZM240 197V196H239ZM238 197V198H239ZM243 197V196H242ZM37 198V197H36ZM120 198V197H119ZM129 198V197H128ZM156 198V197H155ZM258 198V196H257ZM259 202H262L261 200L257 199ZM39 199V198H38ZM185 199L186 204L183 202ZM263 199V198H262ZM35 200V197H34ZM33 200V201H34ZM37 200V199H36ZM36 200L34 201L35 203ZM130 201V198L127 199ZM132 200V199H131ZM247 200V199H246ZM122 201V200H121ZM237 201V200H236ZM255 201V200H254ZM255 201V204H256ZM257 201V202H258ZM108 202V203H107ZM152 202L151 205H149ZM179 203L178 207L176 206V203ZM235 202V203H234ZM246 202V201H245ZM244 202V204H245ZM140 203V204H141ZM38 204V203H37ZM127 204V203H126ZM141 204V205H142ZM204 204V205H205ZM215 204V203H214ZM264 205V204H262ZM41 206V205H38ZM129 206V205H128ZM113 207V206H112ZM141 206H139L140 208ZM208 207V206H207ZM210 207V206H209ZM256 207L255 206V210L254 213L256 212ZM261 207V206H260ZM130 208V207H128ZM149 208V209H148ZM264 208V207H263ZM122 209V208H120ZM211 209V208H210ZM227 209V210H228ZM260 209V208H259ZM125 210V209H123ZM147 210V211H146ZM224 210V209H223ZM237 211V209H235ZM234 210V211H235ZM113 211V209H112ZM120 210H116L115 208V213L119 214ZM218 211H221L220 208ZM233 210H231V212H234ZM247 211V210H246ZM245 211V212H246ZM260 211V210H259ZM114 212V211H113ZM126 212V211H124ZM145 212V213H144ZM184 214L186 217V220L183 222L182 225H177L175 228H168V222L170 221L171 218L174 217H179L181 214ZM209 214H213L211 216L216 217L219 214H216L215 210L212 207L211 212H208ZM230 213V212H229ZM251 213V212H250ZM251 213V216H256V214ZM264 213V211H263ZM142 214H140V216H142ZM152 215V217H150ZM239 215V214H238ZM262 215V214H261ZM237 216V214H236ZM178 217L176 218V220L178 219ZM257 217V216H256ZM233 218V217H232ZM231 218V219H232ZM242 218V217H241ZM249 218V217H248ZM255 218V217H254ZM138 219V218H137ZM192 220V222L189 223V220ZM212 219V218H211ZM257 221L254 220L255 223H258V218H256ZM264 219V218H263ZM126 220V219H124ZM135 220V219H133ZM148 220V221H147ZM216 220V219H215ZM227 220V219H226ZM249 220V219H248ZM110 221V220H109ZM121 221V220H120ZM183 218L181 221L182 222ZM214 221V220H213ZM247 221V220H246ZM251 221V220H250ZM45 223L47 226L46 230L43 231V225L42 223ZM202 222V221H201ZM216 222V221H214ZM219 221H217V225ZM224 222V221H223ZM222 222V223H223ZM252 222V221H251ZM175 223V222H174ZM180 224V223H179ZM192 224V225H191ZM41 225L42 226V230L41 228H39ZM120 226L123 227V222L119 223ZM216 225V226H217ZM111 226V225H110ZM168 226V227H167ZM215 226V227H216ZM121 227V228H122ZM142 226H140L141 228ZM220 227V226H219ZM222 227V226H221ZM258 227V225H257ZM126 228V227H125ZM130 228V227H129ZM134 228V227H133ZM143 228V227H142ZM263 229V228H261ZM147 230V228H146ZM252 230V229H251ZM255 229H253L254 231ZM139 231V230H138ZM240 231V230H239ZM50 232V237H46L44 236V234L49 233ZM140 232V231H139ZM145 232V231H144ZM168 232V231H167ZM169 233V232H168ZM254 233V232H253ZM145 234V233H144ZM257 234V233H256ZM260 234V233H259ZM115 236V235H114ZM114 241H115V237ZM150 236V235H148ZM147 236V237H148ZM253 236V235H252ZM255 236V235H254ZM146 236L141 237V240H143ZM168 237V236H167ZM170 237V236H169ZM261 237V236H260ZM250 238V237H249ZM171 239V241H172ZM256 239V237H255ZM264 239V238H263ZM148 241V240H147ZM264 241V240H263ZM145 242V240H144ZM258 242V241H257ZM119 244V242H117ZM116 243V245H117ZM171 243V242H170ZM252 243V242H251ZM261 243V242H260ZM115 244V243H114ZM110 245V244H109ZM145 245V244H144ZM143 245V246H144ZM189 245H192V247H190ZM95 246H97V248L95 249ZM113 246V245H112ZM258 246V245H257ZM147 247V246H146ZM195 247V248H194ZM144 248V247H143ZM191 248V249H190ZM201 249V248H200ZM143 250V249H142ZM148 250V249H147ZM176 250V249H174ZM187 251V252H186ZM178 252V251H176ZM110 253L114 256L115 260H124L126 262V264H135V252H134V246H132L131 248H126L123 247L122 245H117L113 248H111ZM184 254V253H183ZM254 254V253H253ZM185 255V254H184ZM259 257V256H258ZM121 262V261H120ZM116 264V263H115Z\"/></svg>",
	"mask_w": 264,
	"mask_h": 264
},
{
	"label": "trees",
	"instance_id": "obj_3",
	"mask_svg": "<svg viewBox=\"0 0 264 264\" xmlns=\"http://www.w3.org/2000/svg\"><path fill=\"white\" fill-rule=\"evenodd\" d=\"M211 185V181H209V185H208V187Z\"/></svg>",
	"mask_w": 264,
	"mask_h": 264
}]
</instances>
